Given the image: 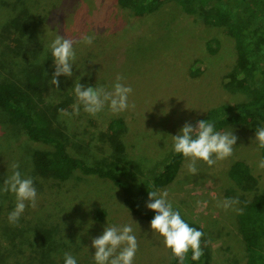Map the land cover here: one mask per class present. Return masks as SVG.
<instances>
[{
	"label": "rangeland",
	"instance_id": "obj_1",
	"mask_svg": "<svg viewBox=\"0 0 264 264\" xmlns=\"http://www.w3.org/2000/svg\"><path fill=\"white\" fill-rule=\"evenodd\" d=\"M18 15L26 27L15 31L10 26ZM133 18L115 0H0V81L29 90L33 97L27 106L51 116L70 155L90 166L119 154L134 161L131 187L140 196L164 157L172 152L171 136L212 105L236 103L246 96L224 86L223 77L232 68L236 51L232 38L221 27L205 25L176 1L165 2L155 13ZM57 34L73 41L85 35L95 38L91 45L74 43L72 76H59L62 86L57 89L51 84L47 90L44 86L54 72L48 45ZM210 38L220 41L214 54L206 47ZM29 73L41 75L43 85L36 93L27 88L25 77ZM118 74L133 90L128 100L134 107L120 113L105 107L92 116L81 106L79 115L60 114L59 109L72 111L76 102L72 89L78 80L85 87L110 89ZM65 100L67 107H60ZM111 118L123 120L119 140L107 133ZM223 131H232L237 137L232 156L211 167L197 161L196 174L188 173L184 158L175 179L160 190L167 191L173 208L203 230L211 251L208 264H246L237 227L239 212L217 207V202L237 198L239 203L234 207L241 210L240 199L251 198L255 192L236 184L230 177L231 166L236 160L245 161L262 183L264 171L257 167L262 152L250 128L234 126ZM46 149H52L51 144L31 141L0 109V186L11 174L10 166L18 163L22 175L33 178L37 191L36 206L26 202L15 225L7 219L14 210L15 197L0 193V226H11L18 245H10L0 234V264H63L65 252L73 255L77 264H95L91 240L112 225L132 226L138 243L133 264L170 261L163 238L152 232L150 222L129 210L112 181L79 170L65 180L35 171L31 157ZM145 205L142 207L150 210ZM98 210L103 212L100 218ZM44 230L52 232L50 240L40 236Z\"/></svg>",
	"mask_w": 264,
	"mask_h": 264
},
{
	"label": "trees",
	"instance_id": "obj_2",
	"mask_svg": "<svg viewBox=\"0 0 264 264\" xmlns=\"http://www.w3.org/2000/svg\"><path fill=\"white\" fill-rule=\"evenodd\" d=\"M115 1L118 7L134 18L155 13L167 1H176L184 11L200 17L205 25L221 27L224 33L232 38L236 51L235 62L223 77L224 86L233 93L244 94L246 99L236 103L212 105L192 125L195 126L198 120L206 119L215 122L217 131L234 126H246L255 132L258 128L263 127L264 0ZM19 16L13 19V24L10 26L14 27L15 31L26 27L25 22L21 23L22 18ZM15 22L19 23V26L15 25ZM219 46L220 41L216 38H210L206 42V47L212 54L217 52ZM25 80L29 82L27 88L35 93L43 85L39 74L29 73ZM62 84L63 82L59 80L58 88ZM50 85L51 83L47 82L44 87L48 90ZM54 88L56 87L54 86ZM28 92L29 90H25L13 82L0 81V109L6 114L8 122L24 131L31 141L52 146V149L35 151L31 157L35 171L44 176L52 175L60 180L70 178L76 170L81 171L84 175H96L108 179L120 189L129 210L141 220L150 222L155 215L154 211L145 210L142 207V204L148 201V191L160 190L170 184L175 179L185 157L173 152L168 153L162 160L160 170L153 174L143 194L138 196L131 187V182L135 179L134 161L119 154L113 155L110 160L102 159L90 166L84 159L70 155L51 116L46 112L27 106V101L33 97ZM66 101L60 102V107L66 108ZM122 128H124V123L121 118L108 120L107 133L116 140H119L118 134ZM261 152V156L264 155V150ZM230 177L242 190L255 192L251 198L242 197L240 199L241 211L237 215V227L245 247L246 264H264V177L263 182L260 183L259 178L252 173L249 165L243 160H236L232 164ZM261 184L262 187L259 188ZM174 209L180 212L189 226L203 232L196 223L186 219L178 208ZM102 214L101 210L96 213L98 218L102 217ZM14 228L19 227L15 226ZM0 234L8 239L10 245L18 246L14 240L17 233H14L9 224L0 226ZM51 235L50 230H44L40 236L45 240H50ZM201 248L203 255L199 260L193 261L191 251H189L184 264H208L211 259V251L205 234L201 238ZM169 254L170 261L167 264H179L177 259L171 258L170 250Z\"/></svg>",
	"mask_w": 264,
	"mask_h": 264
},
{
	"label": "clouds",
	"instance_id": "obj_3",
	"mask_svg": "<svg viewBox=\"0 0 264 264\" xmlns=\"http://www.w3.org/2000/svg\"><path fill=\"white\" fill-rule=\"evenodd\" d=\"M94 38V36L85 35L80 41H73L56 35L48 45L54 63L51 84L58 88L57 78L59 76H72L73 62L76 59L74 43L83 42L91 45ZM122 80L123 77L118 74L110 89L104 86L85 87L78 80L72 89L76 101L72 106V111L59 109L60 114L68 117L79 115L81 106L85 113L92 116L102 112L105 107L112 113H120L130 106L134 107V105H129L128 100L133 90L131 86L122 83ZM171 137L172 152L187 158L186 168L190 174L198 172L197 161H203L211 167L217 161L232 156L237 140L232 131H217L215 122L206 119L198 120L195 126L186 122L179 129L178 134ZM254 140L258 150H264V127L255 131ZM10 167L11 174L3 180L0 193H11L15 197L14 210L7 217L8 222L15 225L25 210L26 202H30L33 208L36 206L37 191L33 178L22 175L18 163H13ZM257 167L264 170V155L259 158ZM147 195L148 201L145 206L155 213L150 220V228L152 232L163 238V244L170 250L171 258L177 259L179 264H184L187 254L191 251V259L199 260L203 255L201 238L204 233L189 226L180 212L173 208L172 203L167 199L166 190L155 189L148 191ZM238 203L237 198H225L217 202V207L240 212V209L234 207ZM91 246L95 249L93 254L95 264H133L138 250L137 239L131 225L106 226L101 235L91 240ZM63 264H77V261L73 255L65 252Z\"/></svg>",
	"mask_w": 264,
	"mask_h": 264
}]
</instances>
